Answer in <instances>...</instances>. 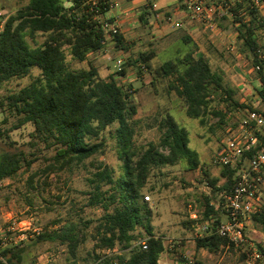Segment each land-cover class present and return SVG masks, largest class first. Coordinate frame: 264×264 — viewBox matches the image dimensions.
<instances>
[{
  "label": "trees",
  "instance_id": "obj_1",
  "mask_svg": "<svg viewBox=\"0 0 264 264\" xmlns=\"http://www.w3.org/2000/svg\"><path fill=\"white\" fill-rule=\"evenodd\" d=\"M25 1L27 5L8 17L0 30V84L27 77L31 83L0 100V109L9 108L18 116L12 129L0 125V139L10 138V132L31 124L33 143L40 141L46 148H54L53 160L65 168L103 155L107 147L105 132L115 127L121 172L115 176L110 166L100 164L91 180L93 190L86 205L103 210L94 228V249L113 251L119 246L121 253L109 260L99 259L96 264H160L167 248L163 238L154 235L153 211L144 200V190L153 168L174 165L181 160H186L191 169L200 167L199 154L190 147L188 130L167 113L159 122L162 132L159 144L149 143L142 152H137L133 120L138 108L132 102V90H126L115 76L102 79L92 64L79 71L68 68L65 46L70 47L75 60L85 62L90 54L103 52L108 44V34L98 23L97 15L88 10L86 0ZM241 9H245L248 20L240 17ZM107 13L108 8L102 6L99 15L105 18ZM230 14L238 24L237 39L243 52L249 54L254 67L260 66L259 85L254 91L264 102V48L257 40L259 30H264V22L251 3H237ZM38 35L45 36V41L42 46L32 48L26 37L35 39ZM182 39L194 46L187 35ZM114 42L121 50L127 49L122 35H116ZM194 54L191 50L182 59L168 60L156 69L160 77H173L169 90L184 100L187 116L200 119L201 123L210 113L224 119L225 114L211 110L216 100L231 109L248 108L236 100V91L225 83L222 71L214 70L206 56ZM139 59L144 62L141 70L148 69L151 55L141 53ZM32 67L39 68L40 74L33 75ZM118 75L125 76V70ZM6 123L4 119L2 124ZM260 140L264 144V129ZM24 163L31 165L27 160ZM21 168L22 159L18 154L0 153V182L13 177ZM234 175V170L224 168L222 185L217 186L219 180L209 176L208 183L220 194L233 186ZM29 183L33 184L32 178ZM211 198H205V210L198 220L192 221L197 228L205 222L221 221ZM253 221L264 230V210L254 215ZM138 230H143L147 237L141 240ZM81 236L82 230L76 223L41 232L31 243L6 247L0 253V264H24L30 249L47 242L66 245L74 255ZM142 241L146 242L147 249L138 244ZM234 246H228L226 239L217 236L196 238V247L209 252L225 247L233 250ZM257 251L260 260H264V244H257Z\"/></svg>",
  "mask_w": 264,
  "mask_h": 264
},
{
  "label": "rangeland",
  "instance_id": "obj_2",
  "mask_svg": "<svg viewBox=\"0 0 264 264\" xmlns=\"http://www.w3.org/2000/svg\"><path fill=\"white\" fill-rule=\"evenodd\" d=\"M27 3L25 0H0V30L8 17ZM237 3L238 0H215L214 3L208 0V5L219 10L216 15L219 30L214 32L202 21L190 18L197 28L193 35L194 46L182 40L187 33L186 28L175 29L164 19L160 20L158 27L121 25L120 34L127 49L121 50L111 39L103 52L89 55L85 62L75 60L69 46L63 48L70 70L87 69L92 64L102 79L115 76L126 90H132L131 99L138 108L133 120V142L137 152H142L149 143L159 144L162 135L159 122L170 113L180 126L188 130L190 147L199 154L201 164L198 169H191L186 160H181L174 165L153 168L150 172L144 190V198L149 196L150 201L144 200L153 211L154 235L163 238L167 248L164 261L162 257L160 264H264V260L255 262L251 257L257 244H264L261 225L254 221L250 223L247 236L251 244L234 246L233 250L225 247L218 252H209L196 247L199 227L189 218L190 205L192 211L200 215L205 210L206 197L213 195L211 200L215 203L220 200V194L214 192L208 183V176L219 180L217 186L225 182L222 168L213 161L225 144L227 130L234 128L245 112L228 108L227 104L216 100L211 104V110L225 114L224 119L211 113L204 123L200 119L189 118L184 100L169 90L173 77L163 78L156 73L164 62L180 60L192 50L195 57L206 56L214 70L222 71L225 83L236 91V100L248 109L264 111V102L254 91L258 87V71L249 54L242 50L236 33L238 24L235 23V16L230 14ZM240 11V17L248 20L245 9ZM259 15L264 22V10ZM106 21L111 22L110 19ZM26 40L32 48H36L43 45L45 36L38 35L35 39L27 36ZM257 40L264 48L263 29L257 33ZM229 43L235 46L234 51L227 49ZM141 53L152 57L149 65L146 63L148 69L140 68L144 63L139 61ZM119 58L124 61L125 76H119L114 67V60ZM180 69L184 67L180 66ZM40 72L39 68L32 67L33 75ZM30 83L31 78L27 77L0 84V100ZM4 119L6 124H2ZM17 120L14 111L0 109V125L4 129H12ZM33 130V126L27 124L10 132V138L0 139V153H16L22 159V168L18 173L0 182V235L9 236L12 239L10 246H16L31 243L41 232L76 223L82 230V236L74 255L66 245L47 242L30 249L24 264H96L99 259L114 258L121 253L119 246L113 251L94 249V228L103 210L86 204L93 190L91 180L100 164L110 166L115 176L121 172L114 139L115 127L105 132L107 147L103 155L94 156L82 165L65 168L53 160L54 148L48 149L40 141L33 143L30 137ZM25 160L31 162L29 167L25 165ZM31 178L33 184L30 186ZM263 210L264 203L260 213ZM88 222L91 223L87 225ZM137 234L141 240L147 237L143 230H138Z\"/></svg>",
  "mask_w": 264,
  "mask_h": 264
},
{
  "label": "built area",
  "instance_id": "obj_3",
  "mask_svg": "<svg viewBox=\"0 0 264 264\" xmlns=\"http://www.w3.org/2000/svg\"><path fill=\"white\" fill-rule=\"evenodd\" d=\"M241 4L251 3L259 12L264 10L263 0H238ZM88 10L94 13L102 29L111 40L120 34V27L116 21L107 22L99 11L102 6L113 11L118 7L117 0H86ZM187 12L191 19L202 21L207 28L214 32L219 30L216 15L219 14L217 7L208 5V0H188ZM165 22L175 29L181 27L173 15H164ZM229 51H234L233 43L227 45ZM114 67L120 72L124 67L123 59H115ZM257 71L260 66L254 67ZM143 70H145L143 68ZM243 118L238 121L234 128L227 130V137L219 155L213 163L222 169L229 168L235 171L234 184L229 190L220 193V200L212 202L216 212L221 216L218 224L205 222L199 227L196 238L217 236L234 244L235 247L251 244L247 236V230L253 221V216L260 213L264 203V144L260 135L264 129V111L256 109H241ZM150 201L149 196L144 198ZM199 214L192 211L189 206V218L191 221L199 219ZM225 217V220L223 219ZM12 239L7 235H0V253L11 244ZM143 249H147L145 241L139 243ZM252 259L257 262L260 254L253 249ZM192 263V262H190Z\"/></svg>",
  "mask_w": 264,
  "mask_h": 264
},
{
  "label": "crops",
  "instance_id": "obj_4",
  "mask_svg": "<svg viewBox=\"0 0 264 264\" xmlns=\"http://www.w3.org/2000/svg\"><path fill=\"white\" fill-rule=\"evenodd\" d=\"M187 1L188 0H117L118 7L113 11H108L107 15L110 14V16H105L104 19L116 21L121 32V25H128L132 27L143 24L145 27H158L160 20H164V15H173L176 21L181 23V27L179 29L186 28L187 33H185V35L191 38L194 43L193 35L197 32V28L194 24H192L190 16L187 12ZM211 1L212 3L215 2V0ZM143 14H145V18L142 20L141 15ZM109 41L110 40L107 39V43H109ZM123 41L125 42L124 38ZM257 81L259 83V79ZM164 256L165 253L161 256V259L163 257V261Z\"/></svg>",
  "mask_w": 264,
  "mask_h": 264
}]
</instances>
